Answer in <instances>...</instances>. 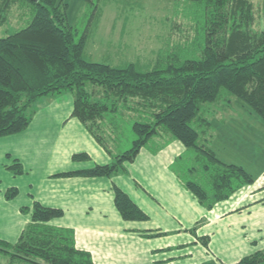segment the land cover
I'll return each instance as SVG.
<instances>
[{"label": "rangeland", "instance_id": "374dc122", "mask_svg": "<svg viewBox=\"0 0 264 264\" xmlns=\"http://www.w3.org/2000/svg\"><path fill=\"white\" fill-rule=\"evenodd\" d=\"M93 1L94 5L86 0H63L67 4V21L78 29L79 34L85 29L86 33L93 31L97 13L104 3L108 4L106 2H110L106 9L124 14L131 12L128 2L115 5L112 3L115 0ZM172 1L170 30L152 68L166 45L169 48L184 47L192 40L194 47L185 50L184 55L193 57L202 42V28L197 21L199 10L194 3ZM249 1L255 13L254 28H264V0ZM22 3L25 6L21 2H11L3 11L0 0V38L24 27L31 18L28 4ZM155 10L165 11V7L151 4L144 6L143 12L153 14ZM88 88L91 86L87 85ZM60 95L57 100L49 101L55 95L37 100L32 106L28 126L20 132L0 137V239L11 243L18 239L20 231L30 221L34 201L40 198L38 201L44 205L49 203L48 206L62 208V215L50 223L72 229L76 245L89 250L91 258L100 264L218 263V257L232 263L264 247V121L248 105L233 97L230 107L224 106L223 101L205 107L204 117L209 118L212 125L209 133L214 134L213 143L208 146L220 160L242 166L253 177L252 184L207 209L177 176V171L195 165L193 150L163 128H159L133 161L123 162L126 171L109 177L88 178L93 179L92 182L85 179L77 186L62 180L70 176L50 175L55 170L65 172L114 161L117 153L132 146L136 136L131 124L141 120L139 116L133 118L135 112L119 106L106 122L97 121L103 139L111 148L106 152L74 116L71 115V122L65 123L66 119L61 116L71 110L73 98L70 97L73 96L70 92ZM75 119L81 127L72 125ZM14 162L20 163L21 172L17 173L11 167ZM153 174L160 177L164 191L155 190L149 182L148 178ZM47 175L61 181L46 179ZM134 181L160 203L149 200ZM118 182L134 202L146 210L149 218H121L113 201V185ZM54 186L57 188L51 192L49 189ZM121 224L127 228L160 225L163 233L152 239L122 236ZM186 226L189 229L185 230ZM152 249L156 251L155 258L148 255ZM7 261L8 258L0 254V264ZM14 264L23 263L15 261Z\"/></svg>", "mask_w": 264, "mask_h": 264}, {"label": "trees", "instance_id": "16d2710c", "mask_svg": "<svg viewBox=\"0 0 264 264\" xmlns=\"http://www.w3.org/2000/svg\"><path fill=\"white\" fill-rule=\"evenodd\" d=\"M14 1L24 6L22 2H26L32 16L24 27L0 38V137L25 129L32 106L40 98L70 92L71 115L106 152L111 148L97 121L106 122L119 106L135 112L133 118L141 120L131 124L136 136L132 146L117 153L114 161L57 175L109 177L126 171L123 162L133 161L163 128L193 150L195 165L177 171V176L202 206L212 208L253 183L242 166L222 162L207 145L212 125L204 117L207 105L223 101L230 107L235 97L264 121V28H254L255 13L249 0H187L199 10L202 42L197 54L184 55L194 47L192 40L184 47L166 45L147 72L132 64L116 68L86 60L87 30L79 34L67 21L63 0H2L1 10ZM86 1L94 5L93 0ZM194 125L202 127L198 130ZM11 167L17 173L22 171L19 162ZM113 190L114 205L122 219L148 218L120 187L113 185ZM62 213L60 208L35 201L31 221L18 239L14 243L0 239V254L8 258L6 264H99L89 251L75 245L72 229L50 223ZM231 264H264V248Z\"/></svg>", "mask_w": 264, "mask_h": 264}, {"label": "crops", "instance_id": "0c3cea01", "mask_svg": "<svg viewBox=\"0 0 264 264\" xmlns=\"http://www.w3.org/2000/svg\"><path fill=\"white\" fill-rule=\"evenodd\" d=\"M121 1L124 3L128 2V9L131 12L124 14V13L117 12L115 9H106V7H110L109 5L110 2H106L108 4L104 3L103 9L99 10V12L97 13L93 31L92 32L88 31L86 33V39H85L84 48H83V57L88 61L104 63V64H108L116 68H122L129 64H132L136 68V70L140 72L150 71L152 66L155 63L156 55L162 48L164 39L170 30V20L172 17L170 14V10L172 8L173 1L172 0H138V1L136 0H128V1L115 0V1H112V3L115 5H120ZM151 4H160L164 6L165 11L158 12L157 10H155V13L153 14L151 12H148L147 14L143 12L144 6L148 7ZM100 59L105 60V61L101 62ZM55 96L52 97L49 101L57 100L58 97L62 95L59 94V96L57 97ZM70 98L72 99L73 97H70ZM71 110H72V106H71ZM71 110H69L65 116H61L63 120L66 119L65 123L71 122V118H70ZM72 122H73L72 125L81 127V125L78 123L76 119L73 120ZM213 140H214V134L212 132V136L209 142L207 143V145H209L211 142L213 143ZM100 147L101 149H104L102 146ZM16 157L19 158V156H16ZM96 164H104V163H96ZM230 164H233V163H230ZM82 169H87V168H82ZM82 169H75V170H69V171H76V170H82ZM69 171H65V172H69ZM60 172L62 173V170H55L50 175L57 174ZM50 175H47L45 178L49 180H53V181H61V179L49 178ZM70 177L62 179V180L74 186L82 184L85 179L87 181L88 178H94V177L77 176V175H74L73 178H70ZM98 178H101V177H98ZM148 179L155 190L164 191V187L162 186L161 179L158 175L153 174L152 176H149ZM91 180L93 179H90L87 182L88 183L92 182ZM134 183H135V186L143 189L142 192L145 195L147 194V197L149 198V200L151 199L153 202H156L157 204L160 203L157 200V198H155V196H152L150 193H147V190L144 186H142L137 181H134ZM116 186L120 187L124 192H126L130 196V194L127 191H125L123 187H121L119 182L117 183ZM55 187L57 188V186H54V187H50L49 190H52L51 192H53L55 190ZM179 192H182V191H179ZM39 197L41 196L39 195ZM130 198L132 199L131 196ZM38 200L36 201L42 204ZM135 203L137 204L138 207H140L147 214L149 218L150 215L146 212V210H144L137 202ZM48 204L47 205L42 204V205L48 206ZM48 207H54V206H48ZM54 208H60V207H54ZM60 209L62 210V208ZM30 221H31V218H30ZM54 226L63 227L60 225H54ZM180 227H182V225H180ZM119 228L121 229L120 231H121L122 236H137L140 239L142 238L152 239L153 237L157 238L158 236L156 234L163 233L162 226L160 225H157L154 227H146V228H137V227L127 228L124 224H121ZM184 229L187 230L189 229V227L186 226L184 227ZM21 232L22 230L20 231V233ZM75 245H76V241H75ZM78 248L89 251L85 248H81V247H78ZM150 254H152L153 258H155L156 251L152 249L148 252V255ZM249 254H246V255H249ZM246 255H243V256H246ZM243 256H241L240 258H242ZM218 260H220V262H224V260H222L219 257H218ZM227 264H231V263H227Z\"/></svg>", "mask_w": 264, "mask_h": 264}, {"label": "water", "instance_id": "95a60500", "mask_svg": "<svg viewBox=\"0 0 264 264\" xmlns=\"http://www.w3.org/2000/svg\"><path fill=\"white\" fill-rule=\"evenodd\" d=\"M33 1L37 2L38 0H33Z\"/></svg>", "mask_w": 264, "mask_h": 264}]
</instances>
